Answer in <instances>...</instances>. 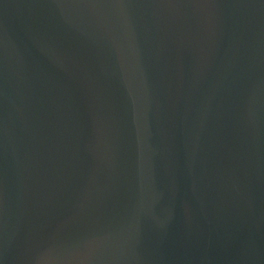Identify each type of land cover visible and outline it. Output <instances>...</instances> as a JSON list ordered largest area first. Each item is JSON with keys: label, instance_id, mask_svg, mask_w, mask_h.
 Listing matches in <instances>:
<instances>
[{"label": "water", "instance_id": "water-1", "mask_svg": "<svg viewBox=\"0 0 264 264\" xmlns=\"http://www.w3.org/2000/svg\"><path fill=\"white\" fill-rule=\"evenodd\" d=\"M0 264H264V0H0Z\"/></svg>", "mask_w": 264, "mask_h": 264}]
</instances>
